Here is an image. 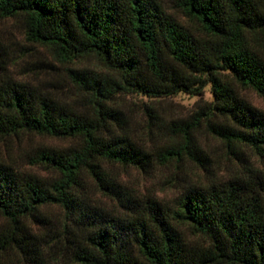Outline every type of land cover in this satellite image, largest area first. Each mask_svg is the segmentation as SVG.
<instances>
[{
    "label": "trees",
    "instance_id": "obj_1",
    "mask_svg": "<svg viewBox=\"0 0 264 264\" xmlns=\"http://www.w3.org/2000/svg\"><path fill=\"white\" fill-rule=\"evenodd\" d=\"M0 0V18H22L28 41L65 66L83 109L35 87L0 81V137L70 139L33 150L39 177L0 163V264H264V113L239 89L264 98V0ZM92 56L101 71L77 67ZM212 100L171 121L177 141L146 151L110 122L120 95L160 101L177 93ZM143 110L150 114L151 106ZM205 119L234 155L253 154L238 173L183 186L170 203L125 193L102 164L143 171L199 150L191 130ZM88 179L92 182H88ZM89 185L123 211L94 204ZM63 218L47 223L43 208Z\"/></svg>",
    "mask_w": 264,
    "mask_h": 264
},
{
    "label": "rangeland",
    "instance_id": "obj_2",
    "mask_svg": "<svg viewBox=\"0 0 264 264\" xmlns=\"http://www.w3.org/2000/svg\"><path fill=\"white\" fill-rule=\"evenodd\" d=\"M159 1L163 9L178 22L189 25L173 8L172 0ZM74 65L102 70L92 56L80 58ZM65 66L56 61L46 47L25 38L21 17L0 18V81L27 83L58 101L82 110L83 100L69 83ZM239 94L248 104L264 113V98L250 89H239ZM211 100L208 85L202 88L199 95L177 93L154 102L139 95H120L109 104L120 111L119 121H112L110 125L116 132H120V129L126 132L146 151L154 152L177 141V134L169 128L171 121L186 119L198 106ZM144 105L151 106L153 112L146 113L143 110ZM191 135L199 153L189 155L185 152L180 158L164 164L154 162L145 171L118 164L104 163L102 166L125 193L140 197L150 196L162 203H170L183 186L207 185L223 180L238 173L246 162L253 160V154L246 148L242 150V156L232 154L224 140L208 130L205 119L191 130ZM72 144L70 139L28 133L0 137V163L16 171L50 177L54 175L53 172L45 169L43 165L32 163L33 150L41 146L62 149ZM88 182L92 181L88 179ZM87 194L99 207L123 211L115 198L100 194L91 185ZM43 213L50 225L58 224L63 218L62 211L57 206L44 207ZM8 259L11 264L17 263L13 255H8Z\"/></svg>",
    "mask_w": 264,
    "mask_h": 264
}]
</instances>
